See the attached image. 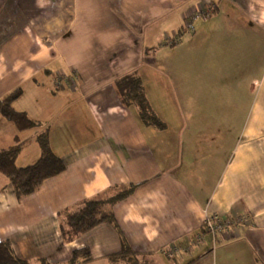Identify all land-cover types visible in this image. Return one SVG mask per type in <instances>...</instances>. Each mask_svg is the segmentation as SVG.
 <instances>
[{
	"label": "crops",
	"instance_id": "1",
	"mask_svg": "<svg viewBox=\"0 0 264 264\" xmlns=\"http://www.w3.org/2000/svg\"><path fill=\"white\" fill-rule=\"evenodd\" d=\"M133 71L162 128L120 102L115 80ZM18 87L13 107L36 126L0 115V148L24 141L16 165L31 164L47 131L64 163L21 198L0 174V240L18 256L69 264L87 247L74 264H115L124 243L136 264H264V0H0V98ZM130 185L113 222L62 240V212ZM239 215L250 222L206 232L207 217Z\"/></svg>",
	"mask_w": 264,
	"mask_h": 264
},
{
	"label": "trees",
	"instance_id": "2",
	"mask_svg": "<svg viewBox=\"0 0 264 264\" xmlns=\"http://www.w3.org/2000/svg\"><path fill=\"white\" fill-rule=\"evenodd\" d=\"M115 87L120 102L125 105H135L139 118L149 125L163 127L162 121L151 108L145 95L144 86L136 72H129L115 80ZM22 93L21 88H15L0 98V115L15 124L18 130H25L36 126L24 111L16 110L13 101ZM40 147L39 157L31 164L17 166L16 159L22 149L24 141L16 140L14 144L0 148V174H3L13 187L18 198L35 192L48 178L64 170V163L55 155L49 145L48 133L43 131L36 136ZM133 186L121 187L113 196L101 199H87L81 202L74 211H64L61 214V236L63 241H71L95 225L102 222H113V213L109 207L115 202L125 198L132 191ZM130 250L123 243L119 253L111 257L115 264H136L134 260L125 259ZM88 259L87 247L75 249L69 259V264H74L78 259ZM131 261V262H130ZM130 262V263H129ZM0 264H30L26 259L18 256L11 242L7 239L0 240Z\"/></svg>",
	"mask_w": 264,
	"mask_h": 264
},
{
	"label": "built area",
	"instance_id": "3",
	"mask_svg": "<svg viewBox=\"0 0 264 264\" xmlns=\"http://www.w3.org/2000/svg\"><path fill=\"white\" fill-rule=\"evenodd\" d=\"M215 8L216 6L214 4H211L210 6L195 12L190 17V21H188L181 30L176 31L172 36L166 39V44L173 45L175 43H178L185 33L191 32L193 30L194 21H196L197 19L208 18L215 10ZM250 220L251 217L249 215H239L237 217L225 219L218 218L216 216H210L206 218L204 227L207 233L214 235L219 232H229L238 229L241 226H244L246 223L250 222ZM203 240L204 235L198 234L188 239L184 247L167 246L165 252L167 255L180 257L186 250L195 248L200 243H202Z\"/></svg>",
	"mask_w": 264,
	"mask_h": 264
},
{
	"label": "rangeland",
	"instance_id": "4",
	"mask_svg": "<svg viewBox=\"0 0 264 264\" xmlns=\"http://www.w3.org/2000/svg\"><path fill=\"white\" fill-rule=\"evenodd\" d=\"M169 49V48H168ZM163 50L162 49H160L159 50V52H160V56H161V52H162ZM159 60H162L160 57H158V62L157 63H159L160 64V62H159ZM145 83H146V85H153L154 83H155V81H153L152 80V77H148V78H146L145 77ZM243 86H245V85H243ZM26 97H30V95L29 94H27V96ZM25 97V98H26ZM249 97H252L251 96V93H249ZM163 98V97H162ZM27 99V98H26ZM163 112L165 111L164 109H161ZM3 132H5V130L4 129H2L1 131H0V135L3 133ZM132 261V260H131ZM130 261V262H131ZM129 262V263H130Z\"/></svg>",
	"mask_w": 264,
	"mask_h": 264
}]
</instances>
